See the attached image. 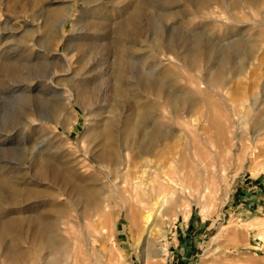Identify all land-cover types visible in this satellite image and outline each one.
Listing matches in <instances>:
<instances>
[{
	"label": "rangeland",
	"instance_id": "obj_1",
	"mask_svg": "<svg viewBox=\"0 0 264 264\" xmlns=\"http://www.w3.org/2000/svg\"><path fill=\"white\" fill-rule=\"evenodd\" d=\"M144 1L139 18V37L134 38L117 32L120 21L130 12L134 0H0V62L1 58L7 57L11 61L42 65L41 73L37 74L41 76L38 85L35 86L34 81L29 83L32 91L15 90L16 95L29 92L28 97L0 92L3 97L0 99V129L8 125L13 113L19 114L17 109H21L24 100L32 111H39L40 108L44 116L58 108L57 117L60 122H65L64 128L57 127L55 137H51L53 123L37 125L31 122L29 127L0 131V165L11 162L12 167L24 159L22 157L26 156L27 151L20 144L21 139L36 126V134L49 139L51 144L56 145L57 152L66 153L62 160L80 161L77 165L80 178H91L95 169L84 164L96 166L89 159L100 147H97V139L91 138L94 137L92 131L88 130H97L110 122L114 124L113 130L118 131L125 119L135 111V106L144 107L152 103L156 105L154 117L173 135L156 143L153 154L141 158L136 156L137 151L131 142L125 141L122 145L123 142L116 136L114 141L118 151L122 149L119 153L124 154V160L121 161L122 166H115L117 169L112 166L116 163L111 162L105 167L107 171L95 172L97 175L94 173V178L97 176L95 181H103L102 185H105L101 189L105 195H101L103 202L99 209L83 207L82 204L71 205L53 183L45 181L39 184L41 189L59 193L57 198L46 199L44 203L52 202L66 207L63 215L58 217L59 236L74 240L78 246L76 249H79L73 257L71 249L64 256L56 255L58 260L64 258L59 261L60 264H264V133L255 142L256 148L252 154L232 145L229 150L219 149L220 153L214 156L209 154V147H206L209 141H214L212 138L215 136L211 137L213 130L207 134L210 138L207 141L204 134L210 131L209 124L197 123L200 111L208 107L207 101L223 107L219 97L237 106L236 111L240 112L243 122H246L243 110L246 108V113L250 111L248 102L251 98L257 101L256 104L260 103L256 112L264 113V25L258 24L264 20V0L258 8L244 0H205L204 6L198 8L197 12L183 0H177L170 6L159 0ZM164 5L169 7L165 8ZM52 9L59 10L60 20L67 14L69 17L62 22L60 33L56 32L60 37L49 40L50 26L43 22L45 13ZM164 11H173L174 15L170 18L161 13ZM155 32L162 39L166 35L178 38L181 34L202 32L204 43L208 46L212 44V48L231 36L239 35L250 41L255 39L256 47L252 57L242 59L243 72L208 79L212 59L206 61L203 56L190 67L161 61L158 53L161 54L164 47L153 46L151 36L156 35ZM176 47L174 52L180 51V43ZM123 52L130 60L124 64L125 68L119 64L118 58ZM160 71L163 74L159 76ZM139 75L149 79L159 76L165 88L186 94L194 102L196 113L187 114L186 106L173 113L163 105L161 95L138 93L143 91L136 85ZM11 83L9 79L4 80L0 90L11 87ZM86 90L91 97L85 99L86 102H75L73 93ZM247 92L251 94L250 99ZM256 112L252 116L258 119L261 115ZM188 117L194 120H188ZM28 119L31 121L32 118ZM253 119L250 123H242L244 135H240L245 146H249L246 144L247 132ZM190 135L198 140L204 152L208 150V157L203 156L211 172V181L204 187L202 200L198 201L195 194L189 193L193 196L186 193L184 197H179L175 190L173 195L163 200V194L157 197L155 193L151 194L155 199L145 196L149 200H143V187H148L149 181L161 170H166L173 177L182 171L186 174L193 171L192 176L187 174L190 179L196 176L199 169L190 164L187 153ZM199 137H204L206 145ZM81 160H84L83 163ZM192 166L196 172L191 170ZM144 169L147 172L142 174ZM187 169L190 172L185 171ZM24 172H27L26 176H31L30 170ZM2 173L4 169L0 167ZM187 175L186 180H189ZM158 176L154 177L156 180L153 178L154 185L161 181ZM135 184L139 189L135 190ZM155 191L158 193L159 189L155 188ZM20 206L25 205L20 203ZM1 208L8 210L10 206L3 202ZM22 210L11 209L8 214L19 215L17 211ZM26 210L34 213L39 211V207L33 205ZM146 214H149L148 221L143 218ZM148 235L149 244L143 245ZM23 236L25 238L22 237L20 246L28 249L33 240L29 232L24 231ZM136 244L141 248H136ZM156 249L161 254L159 257L153 256ZM140 250L148 251L146 261L141 257ZM43 255L44 251L37 258ZM0 264L4 263L0 260Z\"/></svg>",
	"mask_w": 264,
	"mask_h": 264
},
{
	"label": "bare ground",
	"instance_id": "obj_2",
	"mask_svg": "<svg viewBox=\"0 0 264 264\" xmlns=\"http://www.w3.org/2000/svg\"><path fill=\"white\" fill-rule=\"evenodd\" d=\"M159 1L162 4L170 6L174 4L177 0H159ZM183 1L191 5L195 12L198 11V8L203 7L204 6L203 4L205 2V0H183ZM244 1L248 3L249 5L251 4L258 8L261 6L260 4L262 0H244ZM144 3H145L144 0H134L131 6L132 8H130L131 10L129 9L130 12L129 13L127 12L128 14L119 23L117 32L120 35L131 36L134 38L139 37L138 35L139 18L141 14V7L144 6L143 5ZM165 5L164 7L166 8L167 6ZM161 13H163L164 15L165 11ZM165 15L171 18V16L174 15V12L169 11L165 13ZM59 16H60L59 10L57 9H52L45 13L43 23H45V25L47 26H50V31L48 33L49 40L58 39L60 37V35L58 36L56 32H59L60 26L61 24H63L62 22H64L67 19V17H69V14H67V16H65V18L62 20H60ZM258 24L259 26H263L264 20L259 22ZM156 33L157 32H155V34ZM158 36H159V33H158ZM158 36L156 34L151 37L153 38L152 40L153 46L155 45L156 47L157 46L164 47L165 52L163 51L161 54L158 53V56L161 61L167 60L168 62H173L179 66L190 67L196 60H199L203 56L204 58L207 59L206 61H208L209 59H212L213 60L211 61L212 68L208 72V75H207L208 79L219 78L226 74H237V73L243 72L244 62L242 61V59L244 58L249 59L250 57H252L253 50L256 47L255 39L254 41H250L239 35H236L234 37L231 36L230 39L226 40L224 43L219 42L218 43L219 45L217 47L215 44L214 45L215 48H212L213 47L212 44H211L212 46L211 47L204 43V34L202 32H196L191 35L181 34L178 38L177 37L174 38L172 35H166L162 39ZM179 43L181 45L180 47L181 49H179L180 51L177 50L178 51L177 52L175 50L176 52H174V48ZM40 44L41 43H39V45ZM120 53H117V55H119ZM168 54H170V56L172 57L168 56ZM118 58H119V64L122 65L123 68H125L124 64H127L130 62V60L128 59V55L125 54V52L120 54ZM41 70H42V65L37 62L31 65V64L26 63L25 61L17 62L16 60L11 61L10 58H7V57L1 58L0 85L2 86L4 84V80L6 79L11 80L12 83H11V87L9 86L10 88L4 86L6 88H3L2 91L0 90V92L1 93L9 92L12 95H16L14 94L15 90L24 89L23 91H29V92L32 91L30 87L31 85H29V83L34 81L35 86L38 85V80H40L41 76L37 74L41 73ZM160 72L161 73L159 74V76L163 74L162 73L163 71H160ZM165 74H167V72ZM159 76H154V78L149 79L146 76L139 75L136 80V85L138 86V89L143 90V91H137V92L138 93L150 92L154 96L161 95L162 98L164 99L162 101L163 105L167 108H170L171 112L173 113H175L178 109H180V107H183V106L184 108L186 106L185 110L187 114L191 112L192 114L196 113L194 112V109L196 108L194 102L190 98H188L187 95L184 93L170 91L168 88H165L164 83L161 81ZM4 89H6L7 91H3ZM35 91L38 93V90H35ZM29 92L25 95L24 94L23 95L21 94V95L24 97L25 96L28 97V95L30 94ZM21 95H18L17 93L16 96L20 97ZM139 95L141 96L142 94H139ZM249 95L250 96H248V98L251 97L250 93ZM257 95L255 98H257ZM73 97H74L75 102H78V103L83 102V101L86 102V100L91 97V93L88 92V90L75 92L73 93ZM1 98L3 97L0 95V99ZM219 98H220V101H222L221 102L223 106L222 108L219 107L221 104H219L218 106V104L216 105V103H214L213 101L212 102L207 101L209 102L207 109L200 111L198 115L197 123L199 125H202L205 122L206 124L208 123L210 126V128L208 127L210 131H207V133L204 134L205 136H207L205 137V139L209 137L207 134L209 132L211 133L212 130L213 131H212L211 137L215 136L214 138H212L214 141L211 140L210 142L209 141L210 138L206 139L207 141H209L208 143L211 144L210 145L211 147L208 146L207 141H204L205 140L204 137L203 139L199 137L201 139V142L204 144L207 143L206 147H209V150H210L209 154L212 153L214 156H217L218 153H220L219 149H222L223 151L229 150L230 146L232 145H235V147H237V149L241 151L248 150V153L252 154L254 152V149L256 148L255 142L259 139L258 137L264 133V113L259 114L258 112H256L260 103L256 104L257 101L251 98V101L248 102V110L250 109V111L246 113L244 112L246 108L245 110H243V114L245 113L244 116L242 115L243 119L249 123L251 119L255 117V116H252L253 115L252 113L256 112L258 113L257 115L259 116L261 115L260 118L258 119L254 118L256 121H254L253 119L254 122L253 121L251 122L250 127L247 132L249 136L247 137L248 141L246 143V144H249V146L248 145L245 146L242 141L243 140L242 135H244L242 133L243 132L242 123H246V122L242 121V117H240L241 116L240 112L236 111V107H237L236 105L227 103V101L225 102V100L222 97H219ZM224 98L226 97L224 96ZM248 98H245V99L247 100ZM262 99L263 98H261V100ZM262 102H264V100ZM155 106L156 105L152 103L147 104L144 107L135 106L134 107L135 111L134 112L132 111L133 113L130 115V117L127 120L126 119L125 121L123 120L124 122L122 123L118 131L113 130L114 124L112 125V123L110 122L108 124L102 125L97 130L96 128H94L95 130L89 129L88 132L92 131V133L94 134V137H91V138H94L93 140L97 139V147L99 146L100 148L95 153H93L89 159V161L90 162L93 161L94 165L96 166H93V164H89V163L84 164V165L93 167L95 169L94 170L95 172H100V173L106 170L107 169L105 168L106 165L108 166V164L111 162L116 163V165L111 164L112 166H114V169L116 168L115 166L117 165H118L117 167H119V165L122 166L121 161L124 160L122 159V156L124 154L122 155V153H119V151L122 149L118 151V147H116L117 145H116V142L114 141V138L116 136L119 138L120 142L121 141L123 142L122 145L124 144L125 141L131 142L137 151L136 156L138 155L140 158L144 155L153 154L152 151L156 143L162 142L168 139L171 134L173 135V132L171 130L164 128V126H162L158 122V120L154 117L155 116L154 114ZM19 109H17L19 114L13 113L12 114L13 117L10 119L8 125H6V127H4L3 129H0L1 132H7V131L9 132L16 128H23L26 126L29 127L31 126V122L36 123L37 125H41L42 123H53L52 129H51V134H52L51 137H55L56 136L55 132L57 130V127L58 126H61L62 128L65 127L64 120L60 122L57 117L56 111L58 108L57 109L54 108L51 114L44 116L43 111H41L40 108H39V111H32V109L27 105V103L24 100L22 101L21 109L20 110ZM251 116L253 118H251ZM189 117H188V120H191V121L194 120ZM28 118H32L31 121ZM193 126H195V124ZM36 129H37L36 126H33L31 133L29 135L23 136L24 139H21L22 142L20 144L22 145L23 149L27 151L26 156L22 157L24 159H22L20 163H16L17 165L14 164L12 167H11L12 165L11 162H6V164L0 165V167L4 169V173L0 174V215H2L0 217V260L4 264H28V263L29 264L31 263L32 264H60L61 262L59 261H63L64 258L62 259L61 257V259L58 260L57 259L58 255L62 256L65 253L67 254L68 251L71 249V253H73L71 256L73 257L76 250H79V249H76L78 246H76V242L74 240L69 239L70 240L69 241L68 239L66 240L65 238L61 237V235L59 236L60 233L58 230H59L60 225H58L59 224L58 222H60V218L58 217L63 215V213L66 211V207L64 205L54 204L52 202L44 203L46 199L54 200L55 198H57V195H59V193L57 194V193L50 192L46 190L45 188L44 189L39 188L38 186L41 182L46 181L48 184L53 183L54 185H56L58 187V190L61 192V194L66 196L67 202H70L71 205L72 204H78V205L82 204L83 207H87V208L95 207V209H97L100 206V204H102L101 202H103L101 201L103 200L101 198V195L103 194V190L101 191V189H104L103 188L104 184L102 185L103 181L102 183H97L95 181V178L97 177L95 176L94 178L95 172L94 173L92 172L93 177L91 176V178H83V177H82L83 179L80 178L78 171H77V168H78L77 165L79 164L80 161L73 160V159L62 160V157L65 156L66 153L57 152L55 150L56 145L51 144L52 142H49V139L48 140L45 139L46 137L42 138V135L36 134L35 133ZM194 132H195V129H194ZM241 133L242 135H240ZM197 135H200V134H197ZM19 136H21V133ZM186 138H188V136H186ZM197 141L198 140L193 139V137L190 135L188 138V142H187V153L189 154V158L191 159L190 164H193L194 167L199 169L198 173L195 174L196 176L191 177L192 179H190L188 175L192 176L193 171H191L192 172L191 174L187 173L188 174L187 175L186 172L184 171L180 172L179 170L180 173L177 172L178 176L176 175L175 176L176 179H175V177L168 174L166 170L165 171L161 170L159 171L160 174L157 172L156 175H154V177L157 178L156 176H158L159 174L158 178H159V181L160 180L161 181L160 182L156 181L157 185H154V181L156 179L152 175V177L155 180L152 178L149 181L148 187H145V186L143 187V190H142L143 193H141V195L144 197L148 196L152 198L154 196V194L151 196L152 193L158 194L156 195L157 197L158 196L161 197L162 196L161 194H163V197H161L163 200L164 198L169 197L168 195L170 196L173 195V191L175 190V193L176 194L178 193L179 197L180 195L184 197L186 193H187V196L189 194H195L197 197V200L201 201L202 197L205 195L204 187L206 184H208L211 181V174H210L211 172L208 168L207 162H205L206 157L203 156V155H206L208 157L207 155L208 150H205L204 152V150L201 149L202 147L199 146ZM244 142H246V140H244ZM83 161L84 160H81V163H83ZM123 163L125 162L123 161ZM194 167L192 166L191 170H194ZM23 170L24 171L30 170L31 176L30 175L26 176L27 172H24ZM8 171H11V172H8ZM20 171H23V172H20ZM185 171L190 172L189 169ZM194 171L196 172V170ZM145 172H147L145 169L142 170V174ZM18 174H20L21 176H18ZM186 175L189 178V180H186ZM33 176L35 177V179L33 178ZM112 183H114V180L112 181ZM134 186H135V190L139 189L137 188L139 187L138 185L136 186L135 184ZM114 188H116V186ZM155 188L157 190L159 189L158 193H156ZM100 192L102 193L100 194ZM189 196H193V195H189ZM155 198L156 197L152 199H155ZM143 200H147L146 197ZM3 202L10 206L9 209L7 208L8 210L6 209L3 210L1 208ZM104 202H106V200ZM20 203L22 204L24 203L25 206H20ZM33 205L39 207V211L37 212L34 211V213L33 212L31 213L29 212V210H26L27 208ZM11 209H16V210L24 209V210L17 211L19 215L10 216L8 214L9 213L8 211H10ZM41 209L43 210L41 211ZM143 218H145V220L148 221L149 214L144 215ZM24 231L26 233L29 232L31 239L33 240L32 244L30 243L31 245H29L28 249H23L20 246L21 240H23L22 237H24L23 236ZM145 232L147 234L148 230H146ZM26 236H28V234ZM148 238H149V235L145 237L143 245L148 246L149 244ZM135 246L138 249L141 248L137 244ZM156 250L157 251L154 254L153 253H150V254H153L154 257H159L161 254L159 253L158 249ZM43 251H44V255L40 258H37V255H39ZM142 251H141V257H144V260L146 261L149 258L148 253H147L148 251L146 252L144 251L145 253Z\"/></svg>",
	"mask_w": 264,
	"mask_h": 264
}]
</instances>
